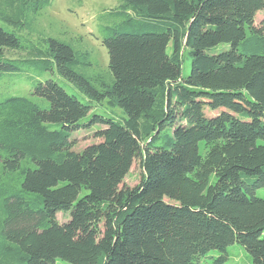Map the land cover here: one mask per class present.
<instances>
[{
  "label": "trees",
  "instance_id": "16d2710c",
  "mask_svg": "<svg viewBox=\"0 0 264 264\" xmlns=\"http://www.w3.org/2000/svg\"><path fill=\"white\" fill-rule=\"evenodd\" d=\"M52 2L0 0V81L50 70L78 91L0 99V264H225L234 243L264 264V0H118L98 16L105 68L39 30Z\"/></svg>",
  "mask_w": 264,
  "mask_h": 264
},
{
  "label": "rangeland",
  "instance_id": "374dc122",
  "mask_svg": "<svg viewBox=\"0 0 264 264\" xmlns=\"http://www.w3.org/2000/svg\"><path fill=\"white\" fill-rule=\"evenodd\" d=\"M117 3L118 0H83L82 3L79 0H53L52 5L40 17L38 28L54 37L73 38L80 47L91 50L100 68H105L109 63V54L102 41L98 16L103 10L112 8ZM262 22H264V9L257 11L254 18L255 25L259 26ZM229 47L230 45L228 44H220L213 48V52H219ZM191 64V58L186 56L184 63V74L186 76L191 71ZM49 78L57 79L70 93L78 92L73 85L67 83L50 70L31 69L30 71L20 72V74H14L11 77L6 76L1 80L0 99L9 95L34 96L32 93L34 83L38 79L45 81ZM95 110L96 113L104 116H108L111 113L107 103L96 107ZM93 112L94 109L83 119L84 122L88 123L91 120ZM104 127L103 123L95 122L87 128L76 130L73 135L76 144L73 148L80 151L91 143L99 142L101 138L95 135V132ZM200 146L204 153V141H201ZM141 171L139 159H135L121 185L135 186L140 181ZM84 192L85 190L82 191V193ZM256 194L264 197V188H259ZM57 216L60 221H66L70 218V213L68 212L67 215L63 212H58ZM228 251L229 259L225 264H254L251 255L239 243L229 246ZM219 254L220 252L217 250H212L201 259L199 264H214V258ZM58 264H62V262L58 260Z\"/></svg>",
  "mask_w": 264,
  "mask_h": 264
}]
</instances>
